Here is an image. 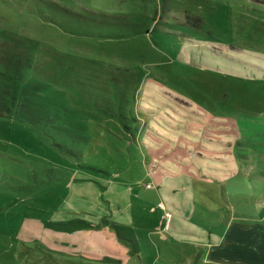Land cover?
<instances>
[{"label": "rangeland", "instance_id": "374dc122", "mask_svg": "<svg viewBox=\"0 0 264 264\" xmlns=\"http://www.w3.org/2000/svg\"><path fill=\"white\" fill-rule=\"evenodd\" d=\"M12 51L29 62L15 105L0 95V264H178L175 251L187 240L220 239L223 225L209 215L218 221L224 211L198 208L209 204L207 187L217 191L216 207L229 204L238 155L264 154V0H0V68L1 55ZM143 103L151 106L146 114ZM171 111L178 122L194 116L205 123L210 140L199 139V148L208 159L186 154L187 167L176 164L172 176L173 160H165L164 172H147L135 157L120 155L116 128L133 121L142 127L146 117ZM208 125L227 128L232 147L220 145ZM181 169L196 173L193 186ZM83 178H111L132 195L122 211L132 225L116 229L120 238L154 233L168 242L146 247L133 238L122 258L64 248L58 234L85 239L81 219L94 209L72 193ZM246 191L240 197L233 190L234 203H250L235 204L228 219L264 216L255 204L259 193ZM246 226L229 229L244 245L213 255L264 264V224ZM115 241L108 237L110 251Z\"/></svg>", "mask_w": 264, "mask_h": 264}, {"label": "trees", "instance_id": "16d2710c", "mask_svg": "<svg viewBox=\"0 0 264 264\" xmlns=\"http://www.w3.org/2000/svg\"><path fill=\"white\" fill-rule=\"evenodd\" d=\"M21 56L22 55L14 53L13 51L11 53L1 55L3 68L2 67L0 68V92H1L0 95L1 94L3 95L4 104L8 106H11L12 104L15 105V102H12L11 104V101L13 99L14 92L16 91L18 81L22 77V71L24 70L23 68L26 65V63L29 62V59L27 57L25 56L21 57ZM9 99H10V102H9ZM141 108L144 109L145 111L144 113L146 114L148 113L146 111L149 108H151V106L149 104L147 105L143 103ZM159 111H162V109H159ZM161 116L162 114L160 116H157V119L149 118L148 120L146 117L145 119L146 121L143 122L142 127H135L134 121H133V122H124L126 124H123L121 130L116 128V131H113L112 135L118 134L117 138L121 141V142L119 141V145H118V150H119L120 155L128 159H132L133 157H135L134 161L140 164L141 168H145L146 170H148V172L150 169L152 171L160 170L161 172H164V170H167V167L165 165V160L167 161L173 160L171 162H173L172 165H174L175 167H176V164H178L186 168L187 167L186 154H189V155L192 154L191 156L192 161H195L197 156H199L201 159L209 158V156L204 155L203 151H201L199 148V144H200L199 139H202L204 141L210 140V138L208 137V134L206 133V129L203 126L205 125V123L202 122L200 125H198L197 124L198 120L194 116L185 118L181 122H178L176 119L173 118V117H177L173 113L167 114L166 117H163V119H161ZM138 123H139L138 126L142 125L141 124L142 122H138ZM115 126L117 125H114L113 129L115 128ZM208 126H210L211 128L215 130V131L213 130L214 131L213 135L218 137V140H219L218 143L220 145L221 144L223 146L225 145L228 148L232 147V144L234 143L229 140L231 139V137L229 135H226L225 133L227 128L213 126V125H208ZM117 127H121V126H117ZM135 129H138L139 138L138 136L135 137ZM180 133H183L184 135H181ZM213 138H216V137H213ZM201 148H205L209 150L208 148H210V145L209 144L207 145L205 143L204 145L201 146ZM174 149H179L182 151V153L178 155H174L172 153V150ZM137 159H139V162ZM220 161L224 163L225 159L220 158ZM224 166H225V163H224ZM96 170L99 171L98 169ZM182 171L186 174L184 175V180L186 182L189 181L191 178H194V180L191 183V186H193L195 180L197 179L196 173L195 172L191 173V175L189 176L188 173L192 171H184V170ZM100 172L104 173L103 171H100ZM168 172H170V170H168ZM233 175H236V174H233ZM236 177L237 178L235 180H237L238 186L233 183L228 184L229 196L227 195V199H229L230 201H229V204L226 201H224V205L223 204L221 205L223 206L222 208L216 207L217 201H215L213 196L217 194V191L213 187L208 186L206 190L207 192L204 193L207 196L206 202H209V204L208 205L204 204L202 207H198L201 212H207L209 215L212 212L219 214L222 210L224 211L223 218L220 219L219 217L218 221L216 220L215 215H209V218L213 220L211 221V223L215 224V226L216 225H220L219 227H221L222 225L226 226L228 224L227 222L231 218L230 217L228 219V217H226L227 216L226 213H230L229 209L230 211H232L235 204L250 203V200L240 198L242 197L243 192L247 193L246 190L251 192L253 191V188L257 189L259 186L254 181V178L251 181H250L251 179L250 178L248 181L246 180L244 176L237 175ZM179 179H182V178L179 177ZM209 183L210 185L212 184L211 182ZM236 188H237L238 194L240 195V197H238L239 198L238 201H242L239 203L238 202L234 203L233 198H232V197L236 198V196L233 193V190ZM259 201H260V198L257 197L255 204H257ZM165 210H166V207H165ZM165 215L166 217L163 218V216ZM161 219L167 220L169 219V215L163 213L161 215ZM203 222H206V220H204ZM210 227L208 231V236L212 239L213 231L211 232ZM79 240L81 244H84V242L81 241L84 239H79ZM150 241H151L150 243L151 244L153 243L154 245L158 243L164 244L165 242H168L166 240L162 241L159 237L157 239H154L153 242L152 240ZM187 241L188 242L186 244H183L184 250L176 249L175 251L177 258L179 259L177 263L187 264L188 259L191 258L192 253L195 254L194 255L195 261L202 262L204 260V255H203L202 250H207L208 246L207 245L202 246L199 242H196L193 240H187ZM172 244H174V242H172ZM148 246L149 244L146 247ZM47 252H49L50 254H53V252H50V251H47ZM61 253H63L64 255V252H61ZM105 260H107V258H105ZM199 264H203V262Z\"/></svg>", "mask_w": 264, "mask_h": 264}, {"label": "crops", "instance_id": "0c3cea01", "mask_svg": "<svg viewBox=\"0 0 264 264\" xmlns=\"http://www.w3.org/2000/svg\"><path fill=\"white\" fill-rule=\"evenodd\" d=\"M236 160L237 161L239 160L238 166L237 169L236 166L234 167L233 174L239 173L240 176L246 175L251 178H254L256 184L259 185L257 189L253 188V191L259 193L258 197L260 198V201L256 204V207H258V211L262 213L261 209H264V154L251 151V154L249 156L243 157L238 155V159ZM222 167H224V165ZM176 170L177 167L172 166L170 168L169 173L173 176V171L175 172ZM146 171L148 172V170ZM174 175L176 177L179 176L178 172H176V174ZM79 181H80L79 183L74 184V187L72 189V193L74 194L75 199L77 198L82 200L83 203H85L89 207L91 205L94 206V209L92 214L84 215L81 219V222L83 221L86 222L81 224V228L86 229V234L84 233L85 239L81 240L85 244H81L79 239L82 238L77 236H81L82 234L78 232L73 234L74 238H72L73 235H69L71 239L68 238L67 236L68 234L59 233L58 237L60 240H62L63 247L71 248L73 246L79 250L81 246L82 249H84L85 251H89V253H93L96 255L99 254L117 255L118 257L122 258L124 256V251L126 250L125 248L126 242L134 241L132 240L134 237H131L128 233H126L125 238H120L119 234L116 233L115 231L116 229L122 230V228L124 227H131L132 225L131 223H129L124 219V212H122L130 207V198L132 195L123 193L119 188L115 189L113 186H115L116 184L119 185V183H117V181L114 182L113 179L111 178L110 180L108 179V181H101V180L99 181L88 178H83ZM184 186H186L185 183ZM132 192H134V189ZM111 208H113V210L110 211L109 209ZM85 216H89L88 218L90 219H86L87 217ZM94 218H96V220ZM62 222L64 221H60V223ZM227 223L228 224L226 226H223L222 228L223 234L218 241L212 240L209 244H202L201 242H199L202 246L204 245L208 246L207 250H202L204 255V260L202 261L203 264H237L226 261L225 259H222L220 257H215L213 254L214 253L217 254V252L225 248L226 245L229 246L230 244H234L236 247L237 246L241 247V245H244L243 243L244 240L234 239L231 235L232 233H230V230L233 229L243 230L248 227L246 225L264 224V216L258 220H237L231 217ZM233 223H236V225L234 224L233 228H231ZM100 224L102 227L101 230H100ZM108 237H114L116 240L115 241L116 245L113 246L114 251L109 250ZM153 237L158 238L156 237V234L152 233L149 235V238L148 237L142 238V236H136V238L134 239L135 240L139 239L140 241H142L143 245L147 246L148 244H151L150 240H152V242L154 241ZM159 238L162 241L169 240L168 237H164L162 235H160ZM89 239H93L94 242L90 243L87 246L86 243H89L88 242ZM70 240H72V242L73 241H78V242H74L72 244L68 242ZM68 243H70L69 246L66 245ZM253 249L254 248H252V250ZM194 255L195 254L192 253L191 258L188 259L187 264L202 263L195 261Z\"/></svg>", "mask_w": 264, "mask_h": 264}, {"label": "built area", "instance_id": "2783aa9c", "mask_svg": "<svg viewBox=\"0 0 264 264\" xmlns=\"http://www.w3.org/2000/svg\"><path fill=\"white\" fill-rule=\"evenodd\" d=\"M159 207L162 208L163 210H165V207H164L163 203L159 204ZM165 217H166V215L163 216V218H165Z\"/></svg>", "mask_w": 264, "mask_h": 264}]
</instances>
